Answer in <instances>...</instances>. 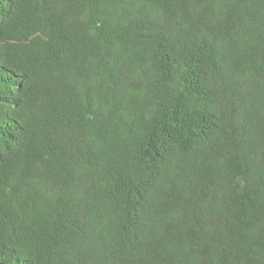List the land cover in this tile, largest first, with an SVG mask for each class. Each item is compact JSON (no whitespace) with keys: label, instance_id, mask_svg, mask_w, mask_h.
Here are the masks:
<instances>
[{"label":"trees","instance_id":"obj_1","mask_svg":"<svg viewBox=\"0 0 264 264\" xmlns=\"http://www.w3.org/2000/svg\"><path fill=\"white\" fill-rule=\"evenodd\" d=\"M0 264H264V0H0Z\"/></svg>","mask_w":264,"mask_h":264}]
</instances>
